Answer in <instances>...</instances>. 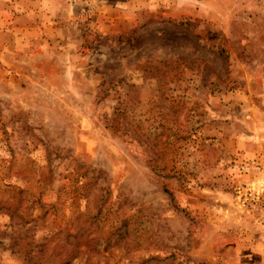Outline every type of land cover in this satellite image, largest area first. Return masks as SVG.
Instances as JSON below:
<instances>
[{
    "label": "rangeland",
    "instance_id": "rangeland-1",
    "mask_svg": "<svg viewBox=\"0 0 264 264\" xmlns=\"http://www.w3.org/2000/svg\"><path fill=\"white\" fill-rule=\"evenodd\" d=\"M0 264H264V0H0Z\"/></svg>",
    "mask_w": 264,
    "mask_h": 264
}]
</instances>
